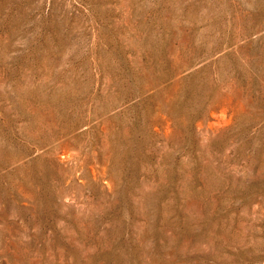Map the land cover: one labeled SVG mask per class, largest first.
Returning a JSON list of instances; mask_svg holds the SVG:
<instances>
[{
	"label": "rangeland",
	"instance_id": "rangeland-1",
	"mask_svg": "<svg viewBox=\"0 0 264 264\" xmlns=\"http://www.w3.org/2000/svg\"><path fill=\"white\" fill-rule=\"evenodd\" d=\"M0 264H264V0H0Z\"/></svg>",
	"mask_w": 264,
	"mask_h": 264
}]
</instances>
